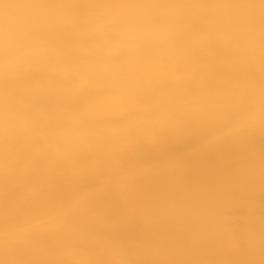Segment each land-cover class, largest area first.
<instances>
[{"label":"bare ground","instance_id":"bare-ground-1","mask_svg":"<svg viewBox=\"0 0 264 264\" xmlns=\"http://www.w3.org/2000/svg\"><path fill=\"white\" fill-rule=\"evenodd\" d=\"M0 264H264V0H0Z\"/></svg>","mask_w":264,"mask_h":264}]
</instances>
